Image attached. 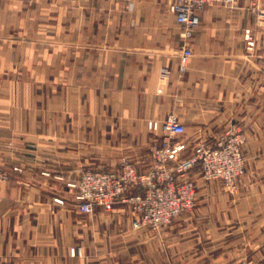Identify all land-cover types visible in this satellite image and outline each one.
Listing matches in <instances>:
<instances>
[{
  "label": "crops",
  "instance_id": "obj_1",
  "mask_svg": "<svg viewBox=\"0 0 264 264\" xmlns=\"http://www.w3.org/2000/svg\"><path fill=\"white\" fill-rule=\"evenodd\" d=\"M169 3L0 0V264H264V0L207 5L189 38ZM170 113L190 145L243 129L240 189L201 191L158 231L124 202L80 212L67 183L125 159L147 171L149 123Z\"/></svg>",
  "mask_w": 264,
  "mask_h": 264
},
{
  "label": "built area",
  "instance_id": "obj_2",
  "mask_svg": "<svg viewBox=\"0 0 264 264\" xmlns=\"http://www.w3.org/2000/svg\"><path fill=\"white\" fill-rule=\"evenodd\" d=\"M216 2L233 4L235 0H170L169 9L182 26L184 37L189 38L200 24V12ZM245 39L249 48L255 46L252 29L245 30ZM192 55L189 45L182 46V73L188 69ZM149 127L161 137V143L152 146L153 165L147 171L140 172L134 162L125 159L119 169H87L67 183L75 192L80 212L94 214L97 207L112 210L117 202H127L135 214L132 225L136 230L158 231L195 206L196 172L205 182H221L230 194L240 189L246 173L243 147L247 137L243 129H228L215 144L201 141L190 145L177 139L186 128L176 113L168 114L163 121L150 122Z\"/></svg>",
  "mask_w": 264,
  "mask_h": 264
},
{
  "label": "rangeland",
  "instance_id": "obj_3",
  "mask_svg": "<svg viewBox=\"0 0 264 264\" xmlns=\"http://www.w3.org/2000/svg\"><path fill=\"white\" fill-rule=\"evenodd\" d=\"M244 152V151H243ZM119 155V154H118ZM118 156L116 155V154H114V158H117ZM121 167V163H119V161H115L114 162V165H111V166H107V168H103V169H119ZM246 173H247V157H246ZM246 173H245V175H246ZM197 184H198V181H197ZM198 193H197V199H196V203H195V206L191 209V210H194L195 208H197L198 206H199V201H200V199H199V193L201 192V191H217V190H224L225 191V189H224V187H223V185H222V183L221 182H219V181H216V180H214V181H209V182H205L204 181V183L203 184H198ZM226 192V191H225ZM56 200V199H55ZM123 204V203H122ZM124 204H127V205H125L124 207H131L132 208V206H131V204H129V203H125L124 202ZM117 205V204H116ZM115 207V206H114ZM129 209V210H128ZM127 210L128 211H130V212H128L129 213V215H128V217H129V222L132 224V219H133V213H132V211H131V209L130 208H128ZM191 210H187V211H183L177 218H175L174 220H173V222H175L176 220H178L180 217H181V215L183 214V213H185V212H188V211H191ZM173 222H171L170 224H172ZM170 224H168V225H170ZM168 225H166V226H168ZM133 226V225H132ZM164 228V227H163ZM133 229L135 230V231H140V230H136L134 227H133ZM162 229V228H161ZM160 229V230H161ZM151 230V229H150ZM152 231H154V230H152ZM211 250H212V248H210ZM210 258L209 259V261H206V259H208V258ZM206 257V259L205 258H203V260H204V264H216V256H213V255H209V256H207ZM227 258V257H226ZM211 260V261H210ZM206 261V262H205ZM225 264H233L232 262H226Z\"/></svg>",
  "mask_w": 264,
  "mask_h": 264
}]
</instances>
